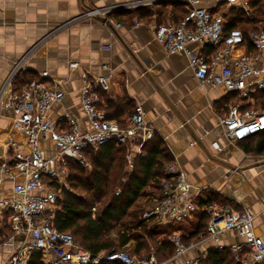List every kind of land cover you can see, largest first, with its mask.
Here are the masks:
<instances>
[{
  "label": "crops",
  "instance_id": "crops-1",
  "mask_svg": "<svg viewBox=\"0 0 264 264\" xmlns=\"http://www.w3.org/2000/svg\"><path fill=\"white\" fill-rule=\"evenodd\" d=\"M177 2L181 7L192 6L185 0ZM224 2L197 0L196 5L221 10ZM173 3L171 0H0V90L22 60L24 67L16 83L22 85L29 79H38L61 88L65 97L52 108L53 115L71 112L81 119L84 129L90 128L81 92L86 74L95 83L105 77L107 88H99L98 106L109 120L121 125L120 120L129 114L125 110L119 118L108 116L107 100H113L114 106L120 105L121 90L132 100L133 107L141 104L150 128L145 132V142L158 134L178 168L201 188L199 209L190 218L179 225L167 226L168 229L160 226L162 231L170 232L169 239L178 233L191 246L183 256L174 255L167 264H187V260L196 259L202 264L213 250H221L218 252L223 255L230 253L235 258L232 246L241 241L233 232L224 234L219 244L209 237L208 207L230 205L250 211L255 230L264 239V132L245 140H228L220 119L231 105L239 102L237 94L223 86L200 82L186 54L168 53L158 43L156 26L173 21L170 11L180 9L173 7ZM128 4L137 6L121 7L107 17L117 34L102 17L84 16L89 9ZM118 23L121 25L117 26ZM193 47L195 51L200 49L198 45ZM201 49L211 56L212 47ZM72 62H77V67L72 68ZM104 64L108 68L104 69ZM260 103L257 92L251 104ZM13 115L11 107L0 109V137L9 132ZM51 143L44 142L43 146L49 147ZM136 151L138 148L134 147L133 159L138 156ZM145 155L142 149L139 156ZM11 187L10 181L3 183L0 200L11 195ZM1 228L2 237L9 230ZM192 235L195 237L190 238ZM20 245L17 241L14 247ZM11 248H0V264L7 260Z\"/></svg>",
  "mask_w": 264,
  "mask_h": 264
},
{
  "label": "built area",
  "instance_id": "built-area-1",
  "mask_svg": "<svg viewBox=\"0 0 264 264\" xmlns=\"http://www.w3.org/2000/svg\"><path fill=\"white\" fill-rule=\"evenodd\" d=\"M185 1L192 5L189 12L178 22L157 25L156 40L168 53L186 54L200 82L223 86L237 94L239 102L231 105L220 119L228 140H245L263 132L264 103L254 106L251 102L253 94H264V30L248 32L253 50L246 51L244 32L239 27L228 29L230 20L222 10L199 7L197 0ZM241 1L246 16L252 17L248 2ZM132 6L137 4L89 9L84 16L108 17L116 9ZM196 45L200 48L198 51L193 47ZM205 46L214 50L210 57L202 52ZM77 65V62L70 63L72 68ZM23 67L21 60L0 90V109L8 106L14 112L9 132L4 138L0 137V187L7 180L12 184L11 195L0 200V228L9 230L0 237V248L12 247L2 264H29L34 252L42 253L44 264H99L104 258L119 264H162L153 253L138 256L125 249L93 256L76 242L72 233L54 225L62 188L67 187L70 158L88 165L87 149L116 141L125 146L129 170L133 169V148H138L139 156L145 132L150 130L143 106L136 104L124 125L109 120L98 106V90L107 88L105 77L95 83L86 74L81 92L90 128L84 129L81 119L71 112L53 115L52 108L65 97L61 88L38 79L29 80L19 88L16 86ZM103 68L108 65L104 64ZM44 142L52 143L46 147ZM177 165L174 161L166 166L167 177L161 182L156 203L144 213L145 218L175 224L190 218L199 209L201 188L191 183ZM206 212L207 232L216 244L224 234L233 232L241 238L232 246L235 258L241 264H264V239L257 234L250 211L226 205L208 207ZM170 239L176 256H183L191 247L178 233L172 234ZM17 241L21 245L14 247ZM26 247L30 248L29 252ZM186 263L200 264V261L187 260Z\"/></svg>",
  "mask_w": 264,
  "mask_h": 264
},
{
  "label": "trees",
  "instance_id": "trees-1",
  "mask_svg": "<svg viewBox=\"0 0 264 264\" xmlns=\"http://www.w3.org/2000/svg\"><path fill=\"white\" fill-rule=\"evenodd\" d=\"M171 1L174 2L173 7H180L178 10L170 11L174 18L171 22H178L189 12V8L184 5L181 7L177 0ZM246 1L250 5L252 17L246 16L243 8L238 6H231L225 16L230 20L228 29L232 27L242 29L247 38L244 49L252 51L248 32L264 30V0ZM165 23L168 21L158 25ZM22 85L16 83L18 88ZM258 97L264 103L262 92L258 93ZM119 99L121 104L116 106L113 100H107L109 117L119 118L125 110L129 113L134 110L132 100L122 90L119 92ZM120 121L121 125H124L125 117ZM143 149L146 155L134 158L132 171L129 170L125 146L117 144L116 141L85 151L86 160L92 165L90 171H87L79 160L69 159V171L71 170L72 174L70 177L69 172L68 181L71 190L62 188V198L58 202L59 209L54 218V225L61 231L72 233L76 242L93 256L125 249L130 242L134 243L132 252L140 254L148 247L146 239L155 242L157 253L163 261L170 260L175 255V246L168 236L170 232L160 231L156 219L144 218L146 209L141 208V205L136 206L141 197L157 198L155 196H158L161 182L167 177L166 166L174 162V158L158 134H154L146 141ZM119 189L120 192L117 194ZM97 203L100 206L94 213L92 208ZM150 208L152 205L148 206L147 210ZM150 221H153V224L147 227ZM161 233H165L164 237L153 238ZM196 234L198 236V233ZM192 237L195 235L190 238ZM218 251H211L202 264H241L232 254L223 255ZM29 264H44L42 253L34 252ZM99 264L119 263L104 258Z\"/></svg>",
  "mask_w": 264,
  "mask_h": 264
},
{
  "label": "rangeland",
  "instance_id": "rangeland-1",
  "mask_svg": "<svg viewBox=\"0 0 264 264\" xmlns=\"http://www.w3.org/2000/svg\"><path fill=\"white\" fill-rule=\"evenodd\" d=\"M228 5H231V6H238V7H242V1L241 0H233V1H230V3L229 2H227L226 0H225V2H224V6L221 8V10H222V12L224 13V14H226V13H228L229 11H230V7H228ZM249 7V10L251 11V8H250V5L248 6ZM115 11V10H114ZM113 11V12H114ZM112 13V12H111ZM110 13V14H111ZM102 18H104V17H102ZM89 160V159H88ZM87 161V160H86ZM89 164L87 165V164H85V163H83V162H80L81 163V165H83L85 168H87V171H90L91 169H92V165L90 164V161H87ZM130 171H132V170H130ZM70 172V177H71V174H72V171L70 170L69 171ZM68 178H69V175H68V177H67V187L66 186H64V188L65 189H70L71 190V188H70V182L68 181ZM77 192H81L80 190H76ZM118 191H120V189L118 190ZM117 191V192H118ZM118 194V193H117ZM149 195V194H148ZM61 196H62V194H61ZM147 197L148 196H145V197H141L140 199H139V201H138V204L136 205V206H138V205H141L142 207L141 208H143V209H146L147 210V208H148V206H151L152 205V207L154 206V203H156V199H154V198H150V199H147ZM155 197H157V196H155ZM147 199V200H146ZM150 203V204H149ZM100 206V204L99 203H97L93 208H94V213L97 211V209H98V207ZM146 210H145V212H146ZM143 216V215H142ZM144 217V216H143ZM145 218V217H144ZM155 221H157V220H155ZM184 222V221H183ZM182 223V222H181ZM181 223H177V224H174V225H179V224H181ZM151 224H153V221H150V222H148V225H147V227H149V226H151ZM157 224L159 225V226H162V228L163 229H168L169 227H167V226H172V224H163V223H160V222H158L157 221ZM171 228V227H170ZM160 229V231H162L161 230V228H159ZM143 230V229H142ZM170 235V234H169ZM168 235V236H169ZM159 237H164L163 235H160V234H156L155 235V237H153V238H159ZM165 237H167L166 235H165ZM147 240V246L148 247H146V248H144L143 249V251H141V253L140 254H137V253H134V252H132V251H134V243L133 242H130V244L129 245H127L126 247H125V250L126 251H128L129 253H133V254H136V255H138V256H144V255H147V254H150V253H153L155 256H156V259L160 262V263H164V264H167L168 263V261L169 260H166V261H163L162 260V258L158 255V251L156 250V244H155V242L152 240V239H150V240H148V239H146ZM30 251V248L29 247H26V252H29ZM235 260H236V258H235Z\"/></svg>",
  "mask_w": 264,
  "mask_h": 264
},
{
  "label": "water",
  "instance_id": "water-1",
  "mask_svg": "<svg viewBox=\"0 0 264 264\" xmlns=\"http://www.w3.org/2000/svg\"><path fill=\"white\" fill-rule=\"evenodd\" d=\"M102 19H103L104 22H106V23L110 26V28H112V29L116 32L114 26L110 23V20H109L107 17H104V18H102ZM116 34H117V32H116ZM127 48H128V47H127ZM129 51H130V54L132 55V57H133V58L136 60V62L139 64V66H140L143 70H145L143 64L137 59V57L135 56V54H134L131 50H129ZM152 82L154 83L153 80H152ZM154 84H155V83H154ZM158 90L161 92V94H162V96L164 97V99L166 100V102H167L170 106H172V103L170 102V99L166 96V94L163 92V90H161V88H159V87H158Z\"/></svg>",
  "mask_w": 264,
  "mask_h": 264
}]
</instances>
